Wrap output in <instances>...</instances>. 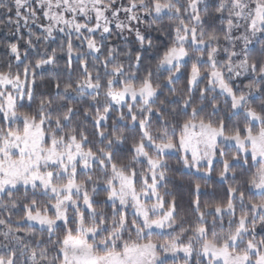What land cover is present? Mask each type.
<instances>
[{
    "label": "snow or ice",
    "instance_id": "1",
    "mask_svg": "<svg viewBox=\"0 0 264 264\" xmlns=\"http://www.w3.org/2000/svg\"><path fill=\"white\" fill-rule=\"evenodd\" d=\"M0 30V264H264V0H0Z\"/></svg>",
    "mask_w": 264,
    "mask_h": 264
},
{
    "label": "trees",
    "instance_id": "2",
    "mask_svg": "<svg viewBox=\"0 0 264 264\" xmlns=\"http://www.w3.org/2000/svg\"><path fill=\"white\" fill-rule=\"evenodd\" d=\"M6 30H0V40H3L5 37H4V32H5ZM3 57V48L2 47H0V58H2ZM173 163H174V160H173Z\"/></svg>",
    "mask_w": 264,
    "mask_h": 264
}]
</instances>
